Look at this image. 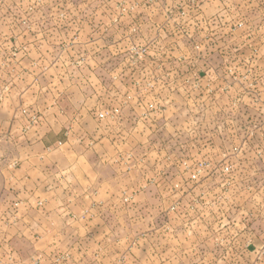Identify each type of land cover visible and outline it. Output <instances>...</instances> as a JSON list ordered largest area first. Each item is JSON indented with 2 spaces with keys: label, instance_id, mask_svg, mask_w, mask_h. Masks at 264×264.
<instances>
[{
  "label": "crops",
  "instance_id": "crops-1",
  "mask_svg": "<svg viewBox=\"0 0 264 264\" xmlns=\"http://www.w3.org/2000/svg\"><path fill=\"white\" fill-rule=\"evenodd\" d=\"M241 11L246 12L247 26H261L264 30V0H247L240 7L232 5L230 18L215 16L204 22L210 26L213 23L215 28H222L226 23L236 25V14ZM110 21L103 17L101 26H109L98 36L93 28L84 33L94 25L92 20L73 16L53 19L44 29L49 33L44 35L46 40L97 44L92 46L93 50L80 52L77 48L73 51L75 54L59 56L62 68L57 73L63 75L56 80L50 97L41 93V86L37 90L32 86L22 87L15 92V87L8 85L6 96L0 98V264H15V260L18 264H29L22 251L24 245L37 250L65 247L72 253L71 264H86L79 262L85 259L83 255L78 256L80 249H97L100 253L96 252L94 264H102L116 230L125 233L118 241L122 246L130 247L132 240L127 241L130 234L137 241L135 249H147L150 258L157 259V255L153 256L154 249L158 248L153 245V224L147 223L146 218L147 211L155 209L153 202L160 199V192L153 190L162 184L154 172L163 158L160 154L165 151H161L164 148L159 141H151L154 136L159 138L163 130L157 126L158 120L165 117L160 106L174 102L175 89L192 88L199 80L204 87L220 92L228 86L223 84L224 74H238L245 66L247 74L264 70V31L252 32L255 34L252 40L262 42L260 45L254 42L257 49L248 46L241 50L249 52V58H256L252 65L244 64L242 58L229 67L209 64V58L224 55L191 48L168 51L161 56L160 65L155 59L156 53L147 52L141 61L122 59L110 68L122 58L124 50L126 54L130 51L120 46L112 49L111 39L105 32L111 25H121L126 17H118L117 24ZM149 23L142 18L134 20L140 31ZM7 37L14 40L11 35ZM152 38L148 36L144 41L150 42ZM62 52H66L65 48ZM235 56L240 55L235 53L232 58ZM147 59L149 62L144 64ZM261 80L264 85V76ZM230 81L233 86L235 83ZM163 91L168 93L166 98L145 94L158 95ZM116 108L119 112L114 113L112 110ZM34 113L38 119L33 118ZM100 113L105 116L101 118ZM171 116H167L166 139L174 133L168 125ZM201 128H196L199 133L216 138L224 131L216 118L213 128ZM257 128L255 136L263 141L264 126ZM259 147L263 156L264 144ZM165 153L170 157L168 150ZM219 153L222 155V150ZM207 179L201 178L203 182ZM242 204L252 220L249 230L259 220H262L259 227L264 230V196L254 195ZM263 246L256 245L253 239L245 248L247 253L259 252ZM255 260L248 254L245 261L255 264ZM260 263L264 264V257Z\"/></svg>",
  "mask_w": 264,
  "mask_h": 264
},
{
  "label": "rangeland",
  "instance_id": "rangeland-1",
  "mask_svg": "<svg viewBox=\"0 0 264 264\" xmlns=\"http://www.w3.org/2000/svg\"><path fill=\"white\" fill-rule=\"evenodd\" d=\"M246 3L247 0H0V98L6 96L8 85L14 86L15 92L22 87L32 86L37 90L41 86V93L50 97L54 94L56 80L63 75L57 73L62 68L59 56L75 54L73 51L77 48L80 52L93 50L92 46L97 42L67 41L62 44L45 39V33H49L44 29L53 19L71 16L92 20L94 25L87 27L84 33L93 28L98 36L109 26H101L103 17L110 18L113 24L118 17H126L121 25H111V29L105 31L111 39L112 49L120 46L130 50L128 54L124 50L122 58L110 68L122 59L134 63L136 59L141 61L147 52L156 53L154 56L160 65L161 56L168 51L181 52L191 48L224 55L209 58V64L229 67L240 58L245 59L244 64H255L252 61L256 58H249V52L242 53L241 50L248 46L257 49L254 42L259 45L262 42L252 40L255 35L252 32L262 34L264 30L261 26H247L245 11L236 14V25L226 23L222 28H215L213 23L210 26L204 22L215 16L228 19L232 5L240 7ZM75 6L77 10H73ZM137 18L150 23L142 26L144 30L140 31L139 25L134 24ZM9 35L14 40L8 38ZM148 36H152V40L144 41ZM62 45L66 52H62ZM235 53L243 57L232 58ZM148 62L149 59L144 64ZM172 64L177 66L178 63ZM245 70L246 66L240 68L238 74H224L222 81L228 86L220 92L204 87L199 80L192 88L175 89L172 92L174 102L160 106L165 117L158 120L157 126L163 130L159 138L154 136L151 141H159L164 148L161 151L168 150L170 157L167 158L165 152L160 154L164 162L161 159L159 166H155L154 175L162 184L153 191L160 192V199L153 202L155 209L148 210L146 218L147 223L152 221L153 224V245L158 247L153 256L157 255V259H151L147 249H135L137 241L130 234L127 236L128 242L132 240L130 247L122 246L118 241L125 233L116 230L102 264H150V261L156 264H246L248 254L249 258L254 256L255 264H261L264 230L259 226L262 220L249 230L252 220L242 203L254 195L264 196V155L261 156L259 151L264 139L262 141L254 133L257 127L264 126V85L261 80L264 70L250 74ZM230 80L235 83L233 86ZM145 94L166 98L168 93ZM112 111L119 112V109ZM170 115L173 116L169 117L168 125L174 133L166 139L167 116ZM33 118L38 119V114L34 113ZM214 118L224 129L219 137L197 131L196 128L204 129L205 126L213 128ZM146 139L144 135L145 143ZM203 177L208 179L203 182ZM125 201L130 202L127 197ZM150 235L148 233V237ZM253 239L263 248L247 253L245 247ZM148 242H151L150 238ZM238 244L242 246L238 247ZM22 251L25 260H30L29 264H71L72 260V253L65 247L37 250L24 245ZM84 251L79 250L78 256L85 257L79 262L94 264L99 250ZM15 264H18L16 260Z\"/></svg>",
  "mask_w": 264,
  "mask_h": 264
},
{
  "label": "built area",
  "instance_id": "built-area-1",
  "mask_svg": "<svg viewBox=\"0 0 264 264\" xmlns=\"http://www.w3.org/2000/svg\"><path fill=\"white\" fill-rule=\"evenodd\" d=\"M101 118H103L104 116H105V113H100V115H99ZM194 177H196V176H194Z\"/></svg>",
  "mask_w": 264,
  "mask_h": 264
}]
</instances>
